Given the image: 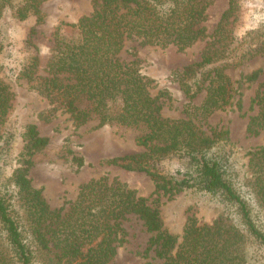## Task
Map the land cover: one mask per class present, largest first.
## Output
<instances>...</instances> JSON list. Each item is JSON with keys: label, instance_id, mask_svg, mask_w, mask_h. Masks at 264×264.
<instances>
[{"label": "trees", "instance_id": "1", "mask_svg": "<svg viewBox=\"0 0 264 264\" xmlns=\"http://www.w3.org/2000/svg\"><path fill=\"white\" fill-rule=\"evenodd\" d=\"M45 0H0V19L7 7L25 19L39 13ZM97 7L77 23V37L57 38L53 64L57 71L71 74L74 84L53 77L40 79L38 91L81 124L88 112L78 107L85 95L107 121L144 123L149 129L138 138L142 144L164 143L153 154H131L113 158L128 169L145 170L158 187L187 190L205 196L223 208L212 224L187 222L184 234L162 230L157 209L116 177L101 176L82 185L69 211L52 210L42 189L32 185L31 157L48 144L35 125L28 127L23 159L10 177L0 171V264H107L122 241V219L134 213L150 231H159L157 252L164 264H264V146L249 152L247 170L240 166L227 139L204 136L194 118L207 117L224 109L233 96V81L220 58L248 57L264 50V25L225 40L222 49L207 53L183 69V88L190 98L205 89L201 104L190 105L189 119L165 118L160 96L150 91V80L136 61L123 63L119 57L126 38L136 36L162 46H190L207 35L203 23L212 0H95ZM232 8V4L231 7ZM228 22H220L221 35ZM218 41L221 42L219 38ZM37 61V58L33 59ZM260 70L247 78L255 80ZM13 94L0 78V120L11 107ZM264 129V85L251 99ZM8 145L9 140H4ZM228 146V148H227ZM10 147L0 153V167L10 159ZM178 155L189 160V173L177 177L164 173L158 160ZM2 160V162H1ZM2 163V165H1Z\"/></svg>", "mask_w": 264, "mask_h": 264}, {"label": "rangeland", "instance_id": "2", "mask_svg": "<svg viewBox=\"0 0 264 264\" xmlns=\"http://www.w3.org/2000/svg\"><path fill=\"white\" fill-rule=\"evenodd\" d=\"M96 7L95 0H45L38 14L25 19H20L12 8L5 9L0 19V78L9 85L13 97L8 114L0 120L1 144L9 140L8 145L0 148V153L10 147L8 153L13 158L4 169L0 167V171L8 178L21 164L27 129L35 125L49 141L31 157L33 165L28 176L34 187L42 189L52 210L66 214L82 185L101 176L116 177L159 211L162 230L181 240L189 220L194 219L199 225L212 224L221 217L223 208L198 193L170 191L169 185L158 187L145 170L113 163L115 157L155 154L164 147L160 141L148 144L138 141L149 132L146 124L104 120L85 95L78 101V107L88 112V118L77 124L52 98L37 89L43 77L74 84L71 74L57 71L53 64L56 41L57 38L75 39L76 23L92 14ZM221 21L228 22L231 32L217 33ZM203 25L207 35L190 46H162L131 36L126 38L119 54L123 63L136 61L141 73L150 80V91L160 96L161 114L165 118L192 117L190 105L201 104L205 89L193 98L187 95L182 86L184 67L201 60L207 53L222 49L227 38L230 41L231 36L239 37L264 25V0H212ZM217 63L225 66V72L233 81V96L224 109L193 121L204 136L215 134L219 139H227L239 165L247 170L244 165L249 163V152L264 146L262 125L251 121L258 114V107H252L251 99L264 85V50L245 58H220ZM257 70H260L259 77L248 80ZM158 166L164 173L177 177L191 170L189 160L178 155L158 160ZM122 228V241L117 242V251L107 264H164V258L157 252L159 231H150L144 220L134 213L122 219Z\"/></svg>", "mask_w": 264, "mask_h": 264}]
</instances>
